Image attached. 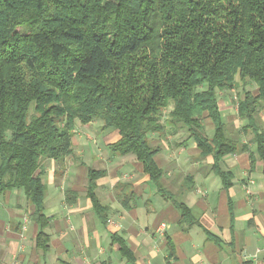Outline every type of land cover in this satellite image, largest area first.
Wrapping results in <instances>:
<instances>
[{
	"label": "trees",
	"instance_id": "16d2710c",
	"mask_svg": "<svg viewBox=\"0 0 264 264\" xmlns=\"http://www.w3.org/2000/svg\"><path fill=\"white\" fill-rule=\"evenodd\" d=\"M237 76L257 92L241 90L237 112L246 124L234 138L219 91L234 89ZM170 106L169 124L184 128L203 157L213 156L226 187L228 154L248 150L252 168L261 161L264 174V0H0V203L9 190L24 192L35 207L38 248L50 249L42 162L72 153L78 121L101 119L115 129L120 138L110 147L141 161L181 221L198 223L155 161L162 148L150 135L166 132L162 114ZM241 130L255 151L240 143ZM102 174L89 169L87 194L106 222L95 192Z\"/></svg>",
	"mask_w": 264,
	"mask_h": 264
},
{
	"label": "crops",
	"instance_id": "0c3cea01",
	"mask_svg": "<svg viewBox=\"0 0 264 264\" xmlns=\"http://www.w3.org/2000/svg\"><path fill=\"white\" fill-rule=\"evenodd\" d=\"M234 90H223L219 98L223 117ZM229 118L239 133L246 122L237 115ZM258 120L264 127V112ZM206 121L211 137L214 124ZM85 126L91 128L75 130L69 156L42 162L50 249L36 246L40 227L33 219L35 207L15 188L0 203V264H131L119 237L137 264H264L263 165L257 161L252 168L248 150L228 154L221 162L223 170L233 173L226 187L213 169V156L203 157L194 139L185 135L183 146L175 147L152 134V143L162 148L155 161L164 171L165 187L198 219L189 224L158 192L141 161L110 147L120 138L115 129L98 133L103 121L97 119ZM251 138L241 130L240 143L255 151ZM90 168L103 171L95 192L107 208L106 222L87 194Z\"/></svg>",
	"mask_w": 264,
	"mask_h": 264
},
{
	"label": "rangeland",
	"instance_id": "374dc122",
	"mask_svg": "<svg viewBox=\"0 0 264 264\" xmlns=\"http://www.w3.org/2000/svg\"><path fill=\"white\" fill-rule=\"evenodd\" d=\"M20 30V28H19ZM237 81H238V85L235 87V90L234 92L231 94V99H230V106L228 109H225L224 111V118H225V121H228L227 124H228V128H229V131H230V134L234 137V138H238V133H235L234 130H232V128L234 127L233 121H229L228 119L229 118V115H233L234 117H236V115L238 116V113H237V102L240 98V94H241V90L243 88H248V89H251L253 88V84L252 83H247L246 85L242 82V80L239 78V76H237ZM205 88V86L203 87ZM222 91H219V98H221V95H222ZM171 109V106L166 108L162 114V120L165 122L167 128H166V132L163 133V134H156V135H161L163 138L167 139L168 142L171 141L172 144H174L173 146L175 147H179V146H183V144L185 143L186 140H183V137L185 135H187V132L184 128H173L169 122L167 121V118L169 117V111ZM237 113V114H236ZM207 119L209 118H206L204 120V125H205V128H206V132H208L210 135L212 134V131H211V127L209 126V124L207 123ZM98 121H102L101 119H97ZM95 124V122L93 123V125ZM86 124H82L80 121L77 122V125H76V129L80 132V131H86L88 130L89 128L91 127H86L85 126ZM100 124H96V126H98ZM103 129L104 127L102 126L101 130L98 131V133H103ZM106 129V128H105ZM112 131L113 129L110 128ZM109 131V132H110ZM114 131V130H113ZM151 137L153 136L152 134L150 135ZM194 141V140H193Z\"/></svg>",
	"mask_w": 264,
	"mask_h": 264
}]
</instances>
